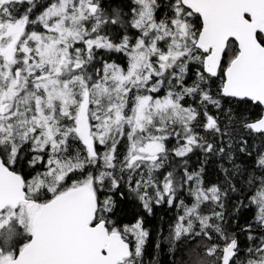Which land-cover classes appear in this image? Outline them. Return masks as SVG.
<instances>
[{"label": "snow or ice", "instance_id": "obj_1", "mask_svg": "<svg viewBox=\"0 0 264 264\" xmlns=\"http://www.w3.org/2000/svg\"><path fill=\"white\" fill-rule=\"evenodd\" d=\"M162 256L264 264V0H0V264Z\"/></svg>", "mask_w": 264, "mask_h": 264}, {"label": "trees", "instance_id": "obj_2", "mask_svg": "<svg viewBox=\"0 0 264 264\" xmlns=\"http://www.w3.org/2000/svg\"><path fill=\"white\" fill-rule=\"evenodd\" d=\"M161 215H163V213H161ZM155 223H157V224H158V223H159V221H158V220H156V221H155ZM177 258H179V257H177ZM170 259H171V257H170V256H168L167 258H165L164 256H162V257H161V260L163 261V264H167V261H168V260H170Z\"/></svg>", "mask_w": 264, "mask_h": 264}, {"label": "flooded vegetation", "instance_id": "obj_3", "mask_svg": "<svg viewBox=\"0 0 264 264\" xmlns=\"http://www.w3.org/2000/svg\"><path fill=\"white\" fill-rule=\"evenodd\" d=\"M127 222V221H126Z\"/></svg>", "mask_w": 264, "mask_h": 264}]
</instances>
